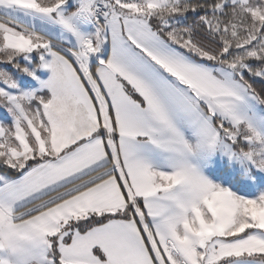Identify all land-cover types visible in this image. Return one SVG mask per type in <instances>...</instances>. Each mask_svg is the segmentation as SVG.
<instances>
[{"label": "snow or ice", "instance_id": "obj_1", "mask_svg": "<svg viewBox=\"0 0 264 264\" xmlns=\"http://www.w3.org/2000/svg\"><path fill=\"white\" fill-rule=\"evenodd\" d=\"M0 264H264V0H0Z\"/></svg>", "mask_w": 264, "mask_h": 264}]
</instances>
